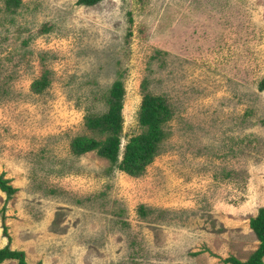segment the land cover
I'll use <instances>...</instances> for the list:
<instances>
[{"label": "rangeland", "instance_id": "1", "mask_svg": "<svg viewBox=\"0 0 264 264\" xmlns=\"http://www.w3.org/2000/svg\"><path fill=\"white\" fill-rule=\"evenodd\" d=\"M77 1L0 0V177L17 188L0 190V249L27 264L248 260L264 206V0ZM117 79L122 148L143 132L146 92L170 108L140 177L71 147L105 139L87 123Z\"/></svg>", "mask_w": 264, "mask_h": 264}, {"label": "trees", "instance_id": "2", "mask_svg": "<svg viewBox=\"0 0 264 264\" xmlns=\"http://www.w3.org/2000/svg\"><path fill=\"white\" fill-rule=\"evenodd\" d=\"M102 1L104 0H78L77 4L94 6ZM258 89L264 91V79L259 83ZM124 94V86L117 79L107 96L108 110L99 117L89 119L87 123L89 129L105 136V139L101 141L79 136L72 139L71 147L75 155L97 152L100 157L109 161L113 170L118 169L131 177H140L154 158L163 151L164 141L168 137L164 124L170 114V108L161 97L146 92L138 114V122L143 132L129 139L122 148ZM0 190L8 199L17 192V188L3 177H0ZM139 214L145 217L148 215L145 206L139 208ZM250 226L259 240L258 249L246 261L230 256L225 260L226 263L264 264V206L259 209L256 217L251 219ZM4 231H7L6 226ZM6 260H18V264H27L24 252L13 251L8 246L0 249V264Z\"/></svg>", "mask_w": 264, "mask_h": 264}]
</instances>
